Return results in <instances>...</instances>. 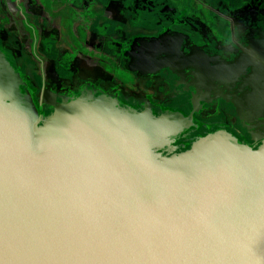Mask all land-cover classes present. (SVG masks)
I'll return each mask as SVG.
<instances>
[{
  "label": "water",
  "instance_id": "obj_1",
  "mask_svg": "<svg viewBox=\"0 0 264 264\" xmlns=\"http://www.w3.org/2000/svg\"><path fill=\"white\" fill-rule=\"evenodd\" d=\"M183 54L180 74L194 69ZM31 87L0 49V264H264V72L225 94L248 140L185 138L201 104L185 115L52 88L42 109Z\"/></svg>",
  "mask_w": 264,
  "mask_h": 264
},
{
  "label": "flooded vegetation",
  "instance_id": "obj_2",
  "mask_svg": "<svg viewBox=\"0 0 264 264\" xmlns=\"http://www.w3.org/2000/svg\"><path fill=\"white\" fill-rule=\"evenodd\" d=\"M185 44L194 69L180 74ZM0 49L35 85L42 109L57 88L55 99L90 89L185 115L201 104L185 138L225 128L248 140L225 94L239 95L251 73L264 72V0H0ZM224 63L235 74L211 82Z\"/></svg>",
  "mask_w": 264,
  "mask_h": 264
}]
</instances>
